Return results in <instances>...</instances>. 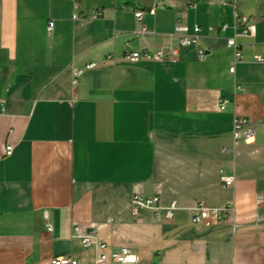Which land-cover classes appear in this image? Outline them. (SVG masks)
Masks as SVG:
<instances>
[{
  "label": "crops",
  "instance_id": "obj_1",
  "mask_svg": "<svg viewBox=\"0 0 264 264\" xmlns=\"http://www.w3.org/2000/svg\"><path fill=\"white\" fill-rule=\"evenodd\" d=\"M223 1L0 0V264L94 261L77 224L137 264H264V0ZM179 22L202 31L177 61L124 59L178 44ZM89 63L74 87L72 65ZM236 116L258 122L253 142L235 144ZM135 193L180 208L134 214ZM200 201L235 212L195 223Z\"/></svg>",
  "mask_w": 264,
  "mask_h": 264
},
{
  "label": "built area",
  "instance_id": "obj_2",
  "mask_svg": "<svg viewBox=\"0 0 264 264\" xmlns=\"http://www.w3.org/2000/svg\"><path fill=\"white\" fill-rule=\"evenodd\" d=\"M239 0L223 1L225 6L232 5L236 10ZM138 20L141 22V28L137 32L139 35L145 36L148 33L146 25L143 23V12L136 13ZM78 17V16H75ZM98 17V15H95ZM237 22H240L245 26L244 34L255 33L256 27L247 16H240L236 14ZM54 28V22H50L49 31L52 32ZM223 30L227 29V25L221 27ZM215 31V28H211ZM202 29L199 25L194 26L193 30L189 26L183 23H178L175 30V36L179 39L176 45H167L161 47L157 51H142L133 50L125 51L124 59L131 63H137L143 59L149 60H172L177 61L179 59V53L181 47L189 46L196 43L200 38ZM230 45L234 48V66L231 68L232 72H235L236 64L243 61V53L241 46L237 42V35L230 39ZM200 58L204 57V50L198 49ZM258 62H264L263 56H256ZM96 63H89L84 66L72 65L73 85L76 87L79 82V78L85 74L86 71L96 67ZM230 101L228 99L220 100V108L226 110ZM258 122L253 120L238 117L234 118L233 136L235 144L240 142H253L255 140L257 132ZM13 152V146L7 147V154L10 155ZM222 181L225 186L231 187L234 185L235 177L223 175ZM258 201L264 202V196H259ZM132 208L134 214H139L143 209H150L153 211L155 217L159 220L164 218H173L180 206L177 201H172L170 204H163L160 195L144 196L140 193H135L132 197ZM235 212V204L233 202L226 203L220 206H211L204 201L198 202L193 207L192 221L195 223L211 224L213 222H219L225 220L233 215ZM52 229V225L49 226ZM73 238L81 239L83 245L86 248H93L96 251L95 260L92 262H82L74 256H57L53 258L50 264H137L139 262L138 254L130 247H121L115 250L109 251L108 244L99 238L98 230L95 226L90 229H85L81 225L77 224L73 228Z\"/></svg>",
  "mask_w": 264,
  "mask_h": 264
}]
</instances>
